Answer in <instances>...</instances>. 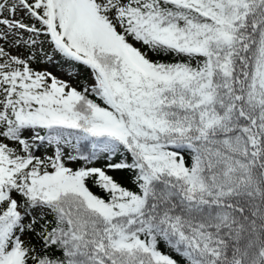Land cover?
<instances>
[{
  "label": "snow or ice",
  "instance_id": "1",
  "mask_svg": "<svg viewBox=\"0 0 264 264\" xmlns=\"http://www.w3.org/2000/svg\"><path fill=\"white\" fill-rule=\"evenodd\" d=\"M0 264H264V0H0Z\"/></svg>",
  "mask_w": 264,
  "mask_h": 264
}]
</instances>
